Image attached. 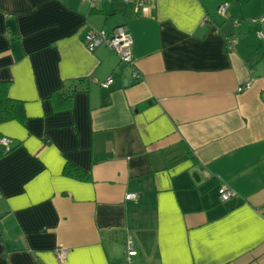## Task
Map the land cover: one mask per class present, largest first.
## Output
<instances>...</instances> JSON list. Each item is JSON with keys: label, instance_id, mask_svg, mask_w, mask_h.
Returning <instances> with one entry per match:
<instances>
[{"label": "crops", "instance_id": "1", "mask_svg": "<svg viewBox=\"0 0 264 264\" xmlns=\"http://www.w3.org/2000/svg\"><path fill=\"white\" fill-rule=\"evenodd\" d=\"M257 17L264 0H154L144 15L120 2L0 0V81L26 116L0 123L11 139L0 147V264H128L126 240L130 264H264ZM117 26L132 37V67L82 43ZM221 184L235 193L226 202Z\"/></svg>", "mask_w": 264, "mask_h": 264}, {"label": "built area", "instance_id": "2", "mask_svg": "<svg viewBox=\"0 0 264 264\" xmlns=\"http://www.w3.org/2000/svg\"><path fill=\"white\" fill-rule=\"evenodd\" d=\"M86 2L91 9H97L102 2H120L123 4H131L133 7V11L136 15H144L149 11V8L154 5V0H83ZM229 4L222 3L216 9V13L219 16L224 18L227 17ZM264 18H260L259 22L262 23ZM237 23V22H235ZM84 47L87 51L93 52L99 46L108 47L118 58L119 62L126 66H131L133 64L132 57V37L131 35L124 29L123 26H117L112 31L107 32L103 29H89L85 31L83 35L82 41ZM237 44L236 39H231L228 42V49L234 50ZM132 78L134 81L139 80V74L132 70ZM113 82L112 77H108L103 82H98V85L101 88L109 87ZM248 84L244 87L239 88V91H242L246 88ZM11 139L5 136H0V147L3 148L5 153L11 151ZM218 197L221 202H226L234 196V191L226 184H221L217 190ZM138 199V194L135 193H127L125 195V200L127 201H136ZM125 251H126V261L128 264L131 263V257L136 256V250L134 249V245L132 240L125 241ZM55 258L59 263L64 262L67 256V250L63 248H58L54 252Z\"/></svg>", "mask_w": 264, "mask_h": 264}, {"label": "trees", "instance_id": "3", "mask_svg": "<svg viewBox=\"0 0 264 264\" xmlns=\"http://www.w3.org/2000/svg\"><path fill=\"white\" fill-rule=\"evenodd\" d=\"M8 82L0 81V123L16 121L20 124H24L26 116L24 113L23 102L19 100L11 99L8 96ZM70 96H66L65 99L69 100ZM64 175L81 180H90L89 174L71 166L66 165L63 171Z\"/></svg>", "mask_w": 264, "mask_h": 264}, {"label": "rangeland", "instance_id": "4", "mask_svg": "<svg viewBox=\"0 0 264 264\" xmlns=\"http://www.w3.org/2000/svg\"><path fill=\"white\" fill-rule=\"evenodd\" d=\"M253 5H255V2H254V3H253V2H249L248 7H249V8H250V7H253ZM248 7H247V8H248ZM257 9L259 10L258 7H257ZM258 10H257V11H258ZM261 18H262V17H261ZM254 19H255V20H258V19H260V17H259V18L257 17V18H254Z\"/></svg>", "mask_w": 264, "mask_h": 264}]
</instances>
